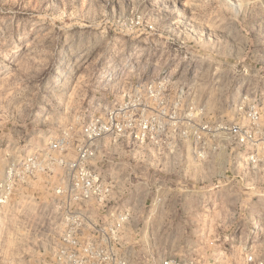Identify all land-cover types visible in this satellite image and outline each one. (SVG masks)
<instances>
[{"label": "rangeland", "instance_id": "374dc122", "mask_svg": "<svg viewBox=\"0 0 264 264\" xmlns=\"http://www.w3.org/2000/svg\"><path fill=\"white\" fill-rule=\"evenodd\" d=\"M136 80L163 88L151 107L166 112L167 155L195 162L200 176L181 172L182 211H155L152 226L144 210L132 215L133 264L183 255L264 261V0H0V175L65 136L72 157L81 127ZM218 125H241L254 144L239 145ZM194 130L202 157L193 154ZM43 180L17 187L5 209L0 264L40 257Z\"/></svg>", "mask_w": 264, "mask_h": 264}, {"label": "built area", "instance_id": "2783aa9c", "mask_svg": "<svg viewBox=\"0 0 264 264\" xmlns=\"http://www.w3.org/2000/svg\"><path fill=\"white\" fill-rule=\"evenodd\" d=\"M122 96L121 101H112L81 127L82 142L74 147L72 157L66 154L69 140L65 136L51 141L44 153H28L5 165L0 175V219L4 218L17 187L27 185L38 174L44 179V218L35 222V227L48 229L37 236L36 248L42 253L33 264H131L125 231L133 222L132 214L127 207L112 203L113 181L92 162L105 141L116 147H143L157 156L165 155L171 144L166 112L151 107L152 101L163 102L162 87L157 88L152 81L136 80ZM246 114L253 123H260L256 111L248 108ZM262 125L264 132V121ZM201 127L205 129L204 125ZM217 127L239 145L254 144L249 131L241 125ZM197 130L190 133L193 154L202 157L204 151L197 145ZM260 141L264 148L263 133ZM250 160L255 161L256 157L251 155ZM53 176L57 177L56 183H51ZM51 227L60 229L57 235ZM246 261L264 264L261 260L255 262L252 255L246 256ZM159 264L200 262L183 255L164 257Z\"/></svg>", "mask_w": 264, "mask_h": 264}, {"label": "crops", "instance_id": "0c3cea01", "mask_svg": "<svg viewBox=\"0 0 264 264\" xmlns=\"http://www.w3.org/2000/svg\"><path fill=\"white\" fill-rule=\"evenodd\" d=\"M92 164L113 181L112 203L122 208L127 207L132 215L138 210H144L146 216H150L151 226L154 222L158 223L153 219L155 211H182L183 206H180L178 201L181 200V186L185 178L181 172L188 170L192 180H197L200 176L193 161L182 162L180 158L170 157L167 153L157 156L143 147H116L108 141L102 144ZM206 166H212L211 162H206ZM171 181L175 183L172 186ZM135 226L136 220L133 217L132 224L125 231L132 264L140 251L136 249L138 241Z\"/></svg>", "mask_w": 264, "mask_h": 264}, {"label": "bare ground", "instance_id": "6f19581e", "mask_svg": "<svg viewBox=\"0 0 264 264\" xmlns=\"http://www.w3.org/2000/svg\"><path fill=\"white\" fill-rule=\"evenodd\" d=\"M78 62H79V60H78ZM81 62V61H80ZM82 66V63H81V65H80V67Z\"/></svg>", "mask_w": 264, "mask_h": 264}]
</instances>
